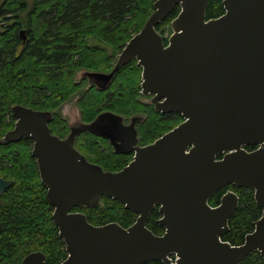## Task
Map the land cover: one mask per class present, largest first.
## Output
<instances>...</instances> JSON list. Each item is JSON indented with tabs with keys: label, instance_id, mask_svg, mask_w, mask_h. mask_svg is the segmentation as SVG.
<instances>
[{
	"label": "water",
	"instance_id": "95a60500",
	"mask_svg": "<svg viewBox=\"0 0 264 264\" xmlns=\"http://www.w3.org/2000/svg\"><path fill=\"white\" fill-rule=\"evenodd\" d=\"M209 1L156 0L112 70L77 74L89 87L104 90L120 68L136 59L142 92L153 95L155 109L184 118L154 142L138 144L136 123L143 115H133L126 124L124 116L106 110L84 122L76 104L75 119L62 114L71 131L60 137L50 127L53 111L12 106L16 121L0 144L33 140L32 155L66 245L61 264H239L254 251L264 257V0H222L225 12L208 19ZM176 6L180 11L166 42L157 26ZM20 34L25 42L26 30ZM82 130L107 138L116 152L134 151L132 160L116 171L89 161L76 146ZM11 184L0 176V195ZM230 184L253 188L263 208L254 230L238 245L222 238L239 207L238 193L228 189L219 205L209 203ZM103 196L135 212L134 223L95 225L85 212L73 210L97 207ZM156 206L162 234L147 226ZM20 264L48 263L37 250Z\"/></svg>",
	"mask_w": 264,
	"mask_h": 264
},
{
	"label": "trees",
	"instance_id": "16d2710c",
	"mask_svg": "<svg viewBox=\"0 0 264 264\" xmlns=\"http://www.w3.org/2000/svg\"><path fill=\"white\" fill-rule=\"evenodd\" d=\"M155 1L2 0L0 139L15 124L11 109L14 104L53 111L52 131L65 136L69 128L59 109L74 98L84 122L92 121L106 110L126 119L136 114L146 115V121L139 124V139L143 144L177 126L183 120L180 114H161L145 101L141 94L142 67L136 59L120 68L104 90L89 87L86 78L77 76L83 69L112 70L123 47L154 11ZM179 11L180 7L176 6L157 30L163 35L171 31L170 23ZM224 12L222 0L209 1L208 19ZM21 29L28 35L25 42ZM76 146L89 161L108 170H119L132 158L130 154L114 152L107 139L88 131L76 136ZM32 149L31 138L0 144V176L12 180L11 186L0 195V264H20L28 253L37 250L44 252L48 264H61L67 257ZM227 188L238 193L240 204L230 218V231L222 238L238 245L254 229L261 208L252 189L232 184L215 192L209 199L210 205H218ZM76 209L85 212L95 225L117 221L128 227L137 217L123 202L108 196H103L97 207ZM161 216L156 207L147 222L156 234L164 232L158 222ZM239 264H264V258L252 253Z\"/></svg>",
	"mask_w": 264,
	"mask_h": 264
},
{
	"label": "flooded vegetation",
	"instance_id": "af4514ba",
	"mask_svg": "<svg viewBox=\"0 0 264 264\" xmlns=\"http://www.w3.org/2000/svg\"><path fill=\"white\" fill-rule=\"evenodd\" d=\"M28 37V36H27ZM165 37H167V40H168V36H164V39H165ZM86 82V84H87V80L85 81ZM85 83H84V85H86ZM141 94H143V92H142V87H141ZM153 95H151V94H147V95H145V94H143V97H144V99H145V101L146 102H148L149 104H152V106H153V108L155 109V106H154V104L150 101V99H151V97H152ZM156 110V109H155ZM157 111V110H156ZM157 112H159V111H157ZM159 113H161V114H165V115H169V114H172V113H176V114H180V113H178V112H166V113H164V112H159ZM136 115H143V114H136ZM181 115V114H180ZM143 116H145V119L144 120H141V121H138L137 123H136V129H137V131H138V144L139 145H142V146H144V145H147V144H149V143H152V142H154L156 139H154L152 142H147V143H145V144H143V142L141 141V139H139V124L140 123H143V122H145L146 121V119H147V116L146 115H143ZM182 116V115H181ZM132 117V116H131ZM131 117L130 118H128V119H126L125 118V123L126 124H128L129 122H130V119H131ZM182 118H183V116H182ZM16 120V119H15ZM183 120H184V118H183ZM182 120V121H183ZM181 121V122H182ZM180 122V123H181ZM66 123H67V125H68V128H69V130H68V133L65 135V136H60V137H66L69 133H70V123L68 122V121H66ZM179 123V124H180ZM50 127H51V124H50ZM51 129H53V128H51ZM86 131H88V130H82L79 134H81L82 132H86ZM55 134H56V132L55 131H53ZM88 132H90V131H88ZM166 133V132H165ZM164 133V134H165ZM163 135V134H162ZM161 135V136H162ZM98 136V135H97ZM101 137V136H100ZM160 137V136H159ZM158 137V138H159ZM102 139H107V138H104V137H102ZM108 140V139H107ZM109 141V140H108ZM109 143L111 144V142L109 141ZM111 146L113 147V149H114V146L111 144ZM257 148V146H246V149L248 150L249 149V151H251V150H254V149H256ZM114 152H116L115 151V149H114ZM116 153H119V152H116ZM123 154H130V155H132V158H133V156H134V151L133 152H129V153H123ZM132 158H131V160H132ZM130 160V161H131ZM37 161V160H36ZM38 164V163H37ZM225 187H231V184L230 185H228V186H225ZM239 188H241V187H239ZM228 189H232V188H227L226 190H228ZM249 189V188H248ZM250 189H252V191L254 192V189L253 188H250ZM255 197V196H254ZM220 204V203H219ZM218 204V205H219ZM217 206V205H216ZM157 208H158V210H159V207L158 206H156ZM76 208H79V207H75V208H73V210H77ZM261 208V215H260V217H259V219L261 218V216H262V213H263V208L262 207H260ZM162 217V216H161ZM160 217V218H161ZM230 221V220H229ZM164 228V227H163ZM255 228V227H254ZM254 230V229H253ZM252 230V231H253ZM165 231V230H164ZM251 231V232H252ZM250 233V232H249ZM253 253H257V254H259V256L261 255L258 251H254ZM252 254V253H251ZM171 258H172V260L173 261H175V259H176V256L174 255V254H172L171 255ZM264 258V257H263Z\"/></svg>",
	"mask_w": 264,
	"mask_h": 264
},
{
	"label": "rangeland",
	"instance_id": "374dc122",
	"mask_svg": "<svg viewBox=\"0 0 264 264\" xmlns=\"http://www.w3.org/2000/svg\"><path fill=\"white\" fill-rule=\"evenodd\" d=\"M1 1L2 0H0V3H1ZM3 21H4V19L0 17V22H3ZM170 32H172V30L166 31V33L164 35L168 36ZM74 100H75V98H74ZM74 100L70 103H66L62 109V112H63L62 114L67 116L69 120L70 119L73 120V119H75V117H77L78 111H77L76 103L74 102Z\"/></svg>",
	"mask_w": 264,
	"mask_h": 264
},
{
	"label": "built area",
	"instance_id": "2783aa9c",
	"mask_svg": "<svg viewBox=\"0 0 264 264\" xmlns=\"http://www.w3.org/2000/svg\"><path fill=\"white\" fill-rule=\"evenodd\" d=\"M171 259H172V258H171ZM175 261H176V259H175ZM175 261L172 260V262H175Z\"/></svg>",
	"mask_w": 264,
	"mask_h": 264
}]
</instances>
